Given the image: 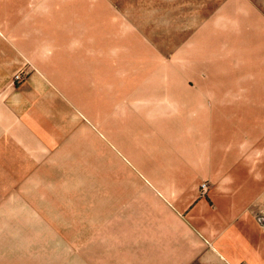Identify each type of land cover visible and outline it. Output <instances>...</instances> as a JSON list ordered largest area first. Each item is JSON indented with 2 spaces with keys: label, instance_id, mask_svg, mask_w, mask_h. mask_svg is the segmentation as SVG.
Listing matches in <instances>:
<instances>
[{
  "label": "rangeland",
  "instance_id": "obj_1",
  "mask_svg": "<svg viewBox=\"0 0 264 264\" xmlns=\"http://www.w3.org/2000/svg\"><path fill=\"white\" fill-rule=\"evenodd\" d=\"M4 20L22 23L23 33L53 35L56 47L86 52L88 68H103L102 96L88 105L104 110L117 100L120 145L134 152L135 164H123L120 153L115 169L105 159L94 172L87 166L84 179L44 208L55 211L45 214L55 226L67 228L18 220L1 231L0 264H65L58 261L64 255L68 264L158 259L165 241L124 240L132 228H157L168 205L159 189L175 179L163 176L166 143L155 137L174 136L175 111L212 109L236 121L232 134L243 126L249 137L261 126L264 135V0H0ZM21 72L16 82L28 77V69Z\"/></svg>",
  "mask_w": 264,
  "mask_h": 264
},
{
  "label": "crops",
  "instance_id": "obj_2",
  "mask_svg": "<svg viewBox=\"0 0 264 264\" xmlns=\"http://www.w3.org/2000/svg\"><path fill=\"white\" fill-rule=\"evenodd\" d=\"M28 31L23 33L22 23L0 21V236L18 220L36 229L67 228L55 226L45 215L55 211L44 208L67 195L74 180L84 179L80 174L87 166L102 167L105 159L115 169L120 153L123 164H135L134 152L120 145L117 100L104 110L99 103L89 108L88 99L102 96L103 68H88L86 52L56 47L53 35ZM24 68L28 77L16 82ZM182 107L174 113V136L155 137L166 143L163 176L175 179L170 189H159L168 205L161 207L157 228L136 233L132 228L124 240L165 241V253L156 260L127 261L264 264L261 126L249 137L242 126L236 135L230 115ZM204 180L210 182L205 192ZM60 258L71 261L69 255Z\"/></svg>",
  "mask_w": 264,
  "mask_h": 264
},
{
  "label": "built area",
  "instance_id": "obj_3",
  "mask_svg": "<svg viewBox=\"0 0 264 264\" xmlns=\"http://www.w3.org/2000/svg\"><path fill=\"white\" fill-rule=\"evenodd\" d=\"M22 77H23V72L18 71V72L15 74L14 79H15V81H20V80L22 79ZM201 189H202V191L205 192V191L208 189V183H206V182L202 183V185H201Z\"/></svg>",
  "mask_w": 264,
  "mask_h": 264
}]
</instances>
